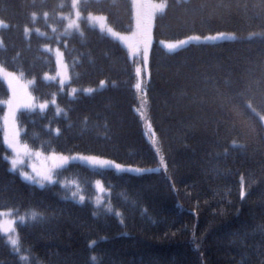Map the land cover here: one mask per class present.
<instances>
[{
  "label": "trees",
  "instance_id": "1",
  "mask_svg": "<svg viewBox=\"0 0 264 264\" xmlns=\"http://www.w3.org/2000/svg\"><path fill=\"white\" fill-rule=\"evenodd\" d=\"M70 2L0 0V64L31 78L36 100L55 99L43 111L17 112L21 142L136 166L160 157L164 167L133 173L72 161L51 183L25 181L5 157L8 88L0 78V210H13L18 237L13 245L0 232V264H264V15L253 7L259 0H166L155 17L142 95L153 144L135 110L141 100L133 60L86 20L68 31L60 15L71 12ZM79 8L104 14L117 30L133 29L131 0H79ZM222 31L236 37L173 51L158 43ZM46 46L63 51L70 77L63 87L45 78L56 71ZM95 180L106 187L99 205Z\"/></svg>",
  "mask_w": 264,
  "mask_h": 264
},
{
  "label": "rangeland",
  "instance_id": "2",
  "mask_svg": "<svg viewBox=\"0 0 264 264\" xmlns=\"http://www.w3.org/2000/svg\"><path fill=\"white\" fill-rule=\"evenodd\" d=\"M159 4H164L166 6V0H139V3L137 5L136 9L133 8V3H132L134 26H133V29L131 31H126V32L125 31H120V30H117V29L113 28L107 22V20L104 23V28L101 29L100 23L98 21H89L87 19L88 13H86V14H82L81 13V18L76 20L77 27H75V28H68L67 27L68 21L65 19L66 27H67L66 29L68 31H71V30H74V29H80L79 28L80 27V20L81 19L82 20H86V23L88 25L98 28L100 31L106 33L111 38H113L114 40L118 41L122 46L125 47L129 57L134 62V74H135L134 87L136 89L137 95H138V91H139V96H140V100H141L139 102V105H137L135 107V110L138 112L140 117L142 115V121H143L142 124H143L144 134H145L146 138L148 139V141L151 142L152 144H153L152 138L154 139V138H156V136H155V131L153 129V126H152L150 120L146 119L145 101H144V98H145L144 93L145 92L144 91H145L146 83H147L148 77H149V70H148L149 52H150V48H151V46L153 44V41H154V38H153V25H154L155 17L159 13L162 12V11L153 12L151 6L152 5H159ZM70 6H71V8H70L69 11H71V12L67 13V14H61L60 16L62 18H65V17H68V16L71 15L73 19H76L75 10L72 8V0L70 2ZM78 6H79V0H78ZM136 11H139L142 14H145V15H147L149 13H151V15H152V19H151L150 26L148 28L147 36L144 35L143 31H139V32L137 31V28H136V15H135ZM92 14L93 15H104V14H101V13H94V12H92ZM109 28L112 29V32L108 31ZM112 33H118L119 35H113ZM133 33H136V35H133ZM218 33H223L224 35L220 36V37H217ZM122 37H123V39H122ZM193 37H197L198 39H192ZM210 37H217V38L211 39ZM235 37H236L235 33L226 32V31L215 32V33H206V34L193 33V34H190V35H187V36H184V37H181V38H177V39H160L158 43L166 51H173V50H176V49H178L180 47H183V46H185V45H187L189 43L215 42V41H219V40H223V39H227V38H235ZM145 40H147V52H148V60H147V64L146 65L144 63ZM179 41H187V43H185L183 45H179V46H177L175 48H172V49H169L167 47L168 44H177V42H179ZM130 45H131V47H130ZM137 48L139 49L138 54L133 55V52ZM46 49L51 51V53L53 54V56L55 58L56 71H55L54 76L46 75L45 78L49 79V77H52V78L56 77L58 79L59 83H60V79H61V76L59 74L60 69L58 68V65H57V61L59 60L61 65H65L66 66V68L63 69V71L65 72V76H64L65 83L64 84L68 83L69 82V78H70L69 77V71H68L67 64H66V62L64 60V57H63L62 49L59 46H52V47L51 46H46ZM58 52L60 54L59 56L57 55ZM0 67H3L7 72H13V73L16 74L17 79H19L20 83L23 84L26 87L27 91L31 94V96L33 98V103H35L37 105V107L34 108V109L41 110L38 106L40 104H44L46 102H47V106L49 104H53L52 101L55 100L54 98L46 99V100H36L35 99V97L33 95V92L31 90L32 79L23 76L21 71L9 70V69L5 68L2 64H0ZM138 67L141 69V73H140L139 76L136 73V69ZM0 78L5 82V84H6L7 88H8L7 81L4 79V77L0 76ZM136 85H139V88H137ZM100 86H101V84H100ZM73 89L75 90L74 87H71L70 91H73ZM85 89H89V90L92 91L93 87L83 88L84 91H85ZM87 92H90V91H87ZM9 95H10V93H9V90H8V96L6 97L5 102L8 100ZM142 95H143L144 98L142 97ZM47 106H46V108H47ZM139 108L141 110V114H140ZM20 110H23V108L20 109ZM6 111H7V105L5 103V111H4V113H3L2 117H1L2 129H3V117H4V114H5ZM16 127H17V121H16ZM17 129H18V127H17ZM21 143H23V142H21ZM6 147H7V145H6ZM7 149H8V151H7L5 157L8 160L9 168L11 170H13V171H17L19 173V175H20L21 172L27 173L29 175H33L32 169H31V165L32 164H36L38 167L50 165L51 162L50 161H45V157H47L48 155H50L52 153H55L58 156H65V157H96V158H98L100 160L112 161L113 162L112 164H106V165L101 166V165H98V164L94 165L87 159H79L78 158V159H70L69 160V162L76 161V162H80V163L86 164V165H88L90 167L111 168V169H114L115 171H127L126 169H128V168H133V169L138 168V169H142L143 171H140V172L128 171V172L141 173V172H145V171L158 170V169L164 167V162L159 159L160 157L158 158V161L155 164L151 165V166H136V165H129V164L118 162L115 159L110 158V157H101V156L85 154V153H81V152H71V153H62V152H55V151L46 152V151H43V150L38 149V148L29 147V150L31 151L32 155L31 156H21L20 160L22 162L19 163L16 166V169H13L11 164H10V159L14 157V154L12 153V151L8 147H7ZM37 151H39L41 153L40 159H37V157L35 155V153ZM67 164H65V165H67ZM115 164H120L122 166V169H124V170H117L115 168V166H114ZM22 179H23V177H22ZM53 180H54V175L52 176V182H53ZM25 181H28V180H25ZM97 181H99L100 183L97 184ZM29 182L34 183V184H36L38 186H43L46 183H48V182H44V181H42L40 183H35V182H32V181H29ZM71 184L74 185L75 182H72ZM93 186H94L95 192H96L95 196H94V203L96 205H99L102 202V199L104 197V193L106 192V187L103 185L102 181H100V180H95L94 183H93ZM73 193L75 195H77L78 191L76 192V190L74 189ZM0 211H4V213H5L4 217L2 218L3 220L6 221L8 219H12V220L15 221V217H14L13 214H11V216H9V211H11V213H13V210L10 209V210H0ZM0 232L5 236V238L7 239V241L10 244H12L11 243L12 240H16L17 241L18 237H17L16 231L8 232L7 230H5V231H0Z\"/></svg>",
  "mask_w": 264,
  "mask_h": 264
},
{
  "label": "snow or ice",
  "instance_id": "3",
  "mask_svg": "<svg viewBox=\"0 0 264 264\" xmlns=\"http://www.w3.org/2000/svg\"><path fill=\"white\" fill-rule=\"evenodd\" d=\"M133 3V8L136 9L137 5L139 3V0H132ZM166 6L164 4H159V5H152V11H163V9ZM254 8L259 10V13L261 15H264V0H259V3L256 5H253ZM72 8L75 10V17L76 19H73L72 16L65 17L68 21V28H75L77 27L76 20L81 18V10L78 6V0H72ZM33 16L36 15L35 12L32 13ZM49 13L47 11L43 12V16L47 18ZM136 28L137 31H143L144 35L147 36L148 33V28L151 23L152 15L151 13L145 15L142 14L139 11H136ZM87 19L89 21H98L100 23L101 29L104 28V23L107 19L106 16L104 15H93L92 12H88ZM3 22L0 21V24ZM38 31V30H37ZM109 32H112V29H108ZM25 32H28V29L25 28ZM113 35H119L118 33H112ZM133 35H136V33H133ZM223 33H218L217 37L223 36ZM217 37H210L211 39H215ZM123 39V37H122ZM192 39H198L197 37H193ZM187 43V41H179L177 44H168L167 47L169 49L175 48L179 45H183ZM131 47V45H130ZM139 49L137 48L134 52L133 55L138 54ZM59 56V52L57 53ZM148 60V52H147V40H145V48H144V63L145 65L147 64ZM58 68L60 69V85L63 87L65 83V72L63 69L66 68L65 65H61L59 60L57 61ZM136 73L139 76L141 73V69L138 67L136 69ZM0 76L4 77V79L7 81L8 84V90H9V98L5 102L7 105V111L4 114L3 117V143L7 145V147L12 151L14 154V157L10 159V164L13 169H16V166L21 163L22 161L20 160L21 156H31L32 153L29 150V147L26 143H21L20 140V132L16 127V120H17V112L20 109H34L37 107L35 103H33V98L31 94L27 91L26 87L20 83L19 79H17V76L13 72H7L3 67H0ZM49 79H54L52 77H49ZM101 86H103L104 81L100 82ZM137 88H139V85H136ZM75 90L73 89V92ZM85 91H91L89 89H85ZM71 94V93H69ZM52 103H55V100L52 101ZM47 106V102L44 104H40L38 107L43 111ZM248 107H251V105H248ZM261 120H264V116L261 117ZM57 132L59 131L58 129L56 130ZM235 146V145H233ZM37 159H40L41 153L37 151L35 153ZM87 159L89 160L92 164L94 165H106V164H112V161H106V160H100L96 157H65V156H58L55 153H52L45 157V161H50L51 164L48 166H41L38 167L36 164L31 165L32 173L33 175H29L27 173L21 172L20 175L23 177V179L32 181L35 183H40L42 181L51 183L52 182V176L57 173V170L62 168L65 164L69 162L70 159ZM117 170H124L122 169V166L120 164H115L114 165ZM127 171H133V172H140L143 171L142 169H133V168H128L126 169ZM100 182L97 181V184ZM75 195V194H73ZM241 198L244 197L245 193L243 190V187H241V192H240ZM83 197H81V200ZM11 211H9V216H11ZM5 213L4 211H0V231H5L7 230L8 232H13L15 231V221L12 219L8 220H3L2 218L4 217ZM31 219L36 218V214L32 213L31 214ZM25 220V217H20L21 223H23ZM11 243L13 245L17 244L16 240H12ZM91 246V245H90ZM21 259H25V257H21ZM94 259V258H93Z\"/></svg>",
  "mask_w": 264,
  "mask_h": 264
},
{
  "label": "bare ground",
  "instance_id": "4",
  "mask_svg": "<svg viewBox=\"0 0 264 264\" xmlns=\"http://www.w3.org/2000/svg\"><path fill=\"white\" fill-rule=\"evenodd\" d=\"M160 160H162V159H160ZM47 184V183H46ZM17 204V207H20L21 206V204L20 203H16Z\"/></svg>",
  "mask_w": 264,
  "mask_h": 264
}]
</instances>
